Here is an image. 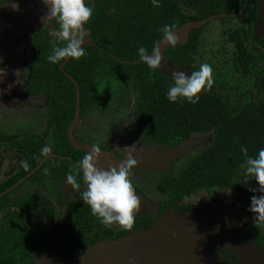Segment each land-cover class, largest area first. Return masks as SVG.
<instances>
[{
    "label": "trees",
    "instance_id": "trees-1",
    "mask_svg": "<svg viewBox=\"0 0 264 264\" xmlns=\"http://www.w3.org/2000/svg\"><path fill=\"white\" fill-rule=\"evenodd\" d=\"M245 2L159 0L160 7H154L152 0H95L93 7L86 2L94 12L85 25L93 44L84 46L86 54L79 60L69 58L55 64L47 59L53 52V41L57 46H64L65 42L58 41L49 29L37 30L29 39V86L33 91L49 97L48 126L53 129L56 139V150L42 165L43 171L56 166L59 161L78 163L86 153L76 149L68 136V128L76 111L77 94H80L83 115L105 101L107 93L114 92L123 78L135 77L138 90L135 128L140 136L173 147L197 133L213 135L206 149L192 153L179 175L165 173L159 180L158 188L169 195V199L164 201L165 205L172 208L175 200L202 189L211 192L236 186L247 205L251 204L252 196L264 194L251 190L259 188V184L254 177L242 171L247 158H255L264 148V94L259 96L258 90L255 101L248 98L247 92L236 95L241 80L254 78L255 85L264 76V68L258 65L264 57L261 51L264 49V37L256 39L262 49L257 46L250 48L247 44V40L256 38L260 0H248L241 14L244 18L241 26L221 25L222 38L216 48L203 49V30L209 21L200 28L192 29L186 43H178L166 50L167 59L179 67H190L194 71L199 70L203 63L212 66L214 90L204 91L198 103L192 104L185 99L170 102L166 93L174 83L173 77L158 69H150L142 61L137 62L140 58L138 48L144 47L148 53L152 52L164 37L163 26L172 25L174 29L187 21L201 20L213 14L237 13ZM227 18L233 17L219 19L224 21ZM53 22L59 29L55 18ZM212 56L222 62L215 63ZM105 71L108 75H103ZM29 146L37 147L31 169L45 158L41 150L47 144L41 141L36 145L31 139ZM242 146L247 147V156L241 152ZM55 153L59 156L55 157ZM60 155L74 156L75 159ZM41 172L34 174V178ZM3 200L0 199V203ZM66 202L69 203L71 224L67 229H62V234L57 232L51 235V242L58 251L64 252L67 246L77 247L80 251L78 254H81L95 240L106 237L117 239L128 233L124 229L119 232L103 231L86 241V230L101 225V219L92 215L90 206L81 198L66 199ZM143 223L148 226L152 219L148 217ZM41 225L35 223L31 231L26 226L16 231L13 229L15 223L0 229V264H34L35 249H49L44 243L45 234ZM135 225L133 229L137 228ZM262 231L253 221L250 239L264 248Z\"/></svg>",
    "mask_w": 264,
    "mask_h": 264
},
{
    "label": "flooded vegetation",
    "instance_id": "flooded-vegetation-1",
    "mask_svg": "<svg viewBox=\"0 0 264 264\" xmlns=\"http://www.w3.org/2000/svg\"><path fill=\"white\" fill-rule=\"evenodd\" d=\"M261 1L263 0H260L258 19L262 16L264 12V4H262ZM17 2L19 3V8H20L19 11L13 10L12 7L8 4V0L2 2V4L0 5V14H2L4 17L5 14H9V12L11 11H13L12 14L15 15V17L9 18L10 23L9 25L7 24L8 32L6 34V37H9V39L6 38L7 42L2 40V38L0 40V68L5 69L6 73L13 72L12 75L10 76L6 74V76H4L3 79L0 78V112H1L0 119L4 118L3 114H6V111L8 109H12L14 107L15 109H17L15 115L23 116V115H28L29 113H35L36 115L40 116V118L46 119V125H45L46 128L42 132L41 131L35 132L37 130L30 129V131H27L25 133L0 134V199L4 198V200L0 203V229L7 227L9 224L15 223V226L13 228L14 230L18 231L22 226H26L28 228V231H31L32 225H35V223L42 224L41 226L45 234L43 237L44 243H46L49 246V249L45 251L43 249L36 248L35 254L33 255L34 264H81L80 260L84 256V252L88 248L85 251H83L81 254H78L80 251L77 247L67 246L64 252L58 251L54 246V244L51 242V235L56 234L57 232L62 234L61 232L62 229L63 228L67 229L68 224H71L69 203L66 202V199L79 200V198H81L80 193L87 187V185L84 184L83 182L82 173L77 175V182L80 183L81 186L80 190H73L71 186L67 183V176L70 173L76 175L74 169L77 163L75 161H71L69 163L68 162L64 163L59 161L56 164V166H51V168L50 167L47 168L49 169V173L47 175L44 173L42 169V165L49 157H52L54 151L56 150L55 148L56 139L54 137L53 129L49 128L48 126V117L50 111L49 97L44 93L33 91L29 86V74L31 73V67L28 66L27 64L28 60L31 58V47L29 45V39H31V37H33L36 31L39 29H49V32L52 35L53 32L58 29L54 26V22H53L54 18L47 20L45 22L47 23L46 24L47 26H44V22H41L40 25L35 26L34 19L31 20V22L24 21L26 16H29L30 14L32 16H35L36 12L37 15H39L40 12L43 13V15L45 14V12H48V6L43 3V0H28L27 4L23 6L20 4V2L22 1L17 0ZM86 2H89L90 5H92V7L95 4V0H86ZM7 11L8 13H5ZM42 17L43 16L41 15V18ZM1 18L3 19L2 16L0 17V20ZM4 23L6 24V22ZM86 32L87 34L85 36V41L88 43L85 45L93 44L89 31L86 30ZM14 40H17L18 46H16V44L14 45ZM1 47H4V50H2ZM139 59L137 60V62L142 61V60L139 61ZM18 70L20 72L19 77L22 80L21 83L23 86L21 85V83L14 80V76L16 75V72ZM105 74H107L106 71L103 73V75ZM128 81L134 83L133 88L135 92H137L138 94V90L135 88L136 87L135 77H128V78L125 77L122 79L118 87L115 88L114 92L107 93V97L105 101L101 102L97 108H92L89 111H85L83 115H81V108H80V118H83L89 112H93L97 110L101 111L105 107L111 109L120 108L122 102L120 101V99L122 98L123 95L122 90L124 91ZM18 87H20L22 90L21 91L18 90L17 89ZM8 89L9 92L7 93L6 90ZM136 104H137V99H136ZM37 106L38 108H42V109L44 106H46L47 107L46 115L43 114L44 111L42 112L40 110H34V109L30 110L32 107H37ZM103 117L104 116L99 117L100 118V123L98 124L99 130L96 133L94 132L95 133L94 136L96 135L97 137H99V140L97 142L92 141L91 146L93 144H98L102 152H109L113 154V156H111L112 159L115 158L118 160L120 158L126 157V152L118 153L110 146L109 143L103 141L106 140V138L110 140L112 138L111 132L113 131L112 129L113 126L108 120H107L108 122L104 126H101V123L104 119ZM135 121H136V113L134 111L133 130L135 134H137V136L141 140L149 143H153L154 145L159 147L158 150H161L162 149L161 147H163L164 144L148 140L146 137H142L137 133L135 128ZM68 136H69V128H68ZM73 136L75 137V139L79 138L78 133L74 130H73ZM31 138L34 139L33 141L36 145H38L41 141H44L47 144V146L51 148V153L49 154L48 157H45L43 160L35 164L30 169L34 160V156L35 154H37L36 153L37 147L30 148L29 146ZM81 143L80 145L85 147V145ZM85 144L87 145L88 143ZM72 145L76 149L84 150L86 152L88 151L87 148H80L78 146H75L73 143ZM55 155H56L55 157L59 156L57 153H55ZM187 155L191 157V154H187ZM60 156L66 159L69 158L75 159L74 156L72 157L70 155L69 156L60 155ZM21 160H26L28 162L29 170L25 171V169L20 164ZM181 161L182 159L180 158L177 162H179L180 164ZM163 164L165 165V163H162V166ZM166 165H168V163H166ZM181 165L182 163L180 164V168L184 167V165L183 166ZM38 171H42V172L34 178V174H36ZM31 172L33 173L29 175ZM165 173L179 175L175 169L162 170L157 175L158 180L155 184V191H156L155 198L157 200V204H156L157 207L151 209L144 208L143 211L139 212L136 216L137 225H135V227L137 228L132 229V231H128L126 235L119 236L117 239H120L124 236H128L136 231L145 230L152 226H155L158 223V220L162 219V217L166 215L168 212H170L172 209L175 212L185 213L186 210L184 211V207L186 205L184 201L186 200L184 198L187 196L190 195L195 196L199 192L206 190L207 195L209 194L212 198L214 192L217 191V190H213L209 192L207 189H202L196 192H192L189 195L184 196V198L182 199L175 200L172 203V208H170L164 204V201H167L169 199V195L161 191L157 186V183ZM56 176L57 179L55 178ZM136 187L138 188V186ZM140 188L141 191H143V193L147 195V184L143 182V185L140 186ZM220 189H224V188H220ZM239 194L242 197V193ZM240 201L244 205H247L242 201V198L240 199ZM206 202L208 203L207 199ZM54 203L60 204L63 208L67 210V214L69 215V220H66L63 223L56 224V218L59 216L57 209L59 208L58 207L54 208ZM213 209H211L210 212ZM148 217L152 219V223L147 226L143 222L144 219ZM252 222L253 220L251 221V224ZM251 224L249 226V234H250ZM261 227L264 228V225L260 224L259 228ZM110 230L111 231L113 230L114 232H119L123 230V228H121L120 230H116L113 226L109 228L103 224L98 225L92 229L88 228V230H86L84 234L85 240L86 241L90 240L92 236L98 232H103V231L107 232ZM262 232H264V230ZM117 239H114L113 237L112 238L106 237L101 240H95L90 247L103 241L117 240ZM208 239L209 240L204 243L205 248L209 251L212 249L218 251L217 252L218 255L216 256L217 259L214 264H264L257 260H256L257 263L254 262L250 254L249 255L245 254L247 256V259H243V255L240 251L241 248L238 249H236L235 247L224 248L221 245H219L217 238L213 235H210ZM249 239H250V235H249ZM250 241L253 242L255 245H258L251 239ZM260 249L264 250L262 246H260ZM220 252L222 253V256H220ZM37 257L39 258L38 263L35 260ZM45 258H46V262L44 261Z\"/></svg>",
    "mask_w": 264,
    "mask_h": 264
},
{
    "label": "rangeland",
    "instance_id": "rangeland-1",
    "mask_svg": "<svg viewBox=\"0 0 264 264\" xmlns=\"http://www.w3.org/2000/svg\"><path fill=\"white\" fill-rule=\"evenodd\" d=\"M6 0H1L0 5L2 2ZM20 4L23 6L27 4L28 0H20ZM264 4V0L261 1ZM26 8V7H25ZM5 9V8H4ZM2 10V9H1ZM262 10V8H261ZM13 11L9 12V14H5V17L2 16L0 20V40H4L7 42L9 37H6L8 32V25H9V18L15 17L12 14ZM5 13H8L5 12ZM47 12H45L46 14ZM43 13H39V15L26 16L24 21L31 22L34 19L35 26H38L43 22L41 19V15ZM261 15V14H260ZM39 18V19H38ZM261 22L257 21L256 23V38L247 40V44L250 48H261L256 43V39L259 37H264V12L261 16ZM37 19V20H36ZM244 18L241 16H236L233 18H227L224 21H221L219 18L215 20H211L210 23L205 27L203 30V49L207 50L208 48H216L217 43L221 40L222 35L220 32L221 25L227 26H241L244 22ZM6 22V24L4 23ZM40 22V23H39ZM8 24V25H7ZM47 23H44V26ZM5 36V37H4ZM4 38V39H3ZM18 46L17 40H14V45ZM256 47V48H257ZM4 50V47H1ZM262 49V48H261ZM264 53V49L261 50ZM207 56L209 54L205 53ZM163 56L162 66L161 68H157L160 72L164 73L167 72V68L169 67L170 61L167 60L165 55ZM260 57H262L260 55ZM213 61L219 62L222 60L216 56H212ZM211 59V57H210ZM224 62V61H223ZM258 65L261 69L264 68V57L260 59ZM13 72L6 73L8 76L12 75ZM6 74L4 76H6ZM4 78V77H3ZM14 80L21 83V78L18 75L14 76ZM255 79L252 78L250 80L244 79L239 82L240 88L236 95L238 96L241 93L247 92L248 98H252L254 101L257 99L258 90H260V95L263 96L264 94V76L260 78L258 84L253 85ZM134 83L128 81L124 91L122 90V98L120 99L121 105L120 108L111 109V108H103V110H97L93 112L87 113L83 118H79L77 123L74 125V131L78 133L77 139L75 141L77 143L84 144L86 148L91 149V142H97L99 137L94 134L99 130L98 124L100 123L101 116H104L101 126H104L108 121L112 124L113 131L111 132L112 138L108 140L106 138V143H109L110 146L116 150L118 153L126 152V157L115 159L112 153L109 152H102L101 157L97 162V167L109 170L112 166L118 167L119 164L127 159L129 156L134 157L138 163L137 165L131 170V180H133V186L136 189L137 195L141 198V207L139 212H142L145 208H156L157 207V200L155 198L156 191H155V184L158 180L157 175L162 170H172L175 169L178 174L182 171L183 167L181 166L186 165L190 156L187 154L200 152L203 149H206L211 142L212 133H197L196 136L187 138L181 143L177 144L176 146H164L161 147V150H158L159 147L154 145L153 143H149L146 141L141 140L137 134H135L133 128L134 122V111L136 107V99H137V92H135L133 85ZM22 85V83H21ZM23 86V85H22ZM137 87V86H136ZM135 87V88H136ZM214 87H212L211 91H213ZM18 90H22L20 87L17 88ZM137 89V88H136ZM251 90V91H250ZM7 93L9 89L6 90ZM206 91V90H205ZM235 95V97H237ZM41 105V103H40ZM31 108V107H30ZM29 109V108H28ZM40 110L44 111L43 114L46 115L47 107L44 106L42 108L32 107L30 110ZM6 110V109H4ZM27 110V109H26ZM17 109L14 107L12 109H8L6 114L4 115L3 119H0V134H16V133H25L30 131V129L37 130L35 132H42L46 128V119L40 118V116L36 115L35 113H29L28 115H15ZM1 113V112H0ZM22 113V111H21ZM108 120V121H107ZM109 126V125H108ZM29 129V130H28ZM95 132V133H94ZM34 140L33 138H31ZM85 143H88L87 145ZM186 157V158H183ZM181 158L182 161L179 164L177 162ZM178 159V160H177ZM177 162V163H176ZM162 163H165V165ZM168 163V165H166ZM245 167L242 168V171L245 172ZM143 182L147 184V195L141 191L140 186L143 185ZM138 186V188L136 187ZM149 193V194H148ZM209 197V198H208ZM154 198V199H153ZM241 195L236 191V186L232 188H224L214 192L213 197L208 194L206 190L199 192L198 194L190 195L185 197L184 201L185 207L184 211L186 212L184 216H191L192 221H195L196 224H192L191 226L184 223V221L178 216L173 215L174 213H170V220L168 227L166 228L168 231H171L174 235L177 232H181L184 234H199L200 236L204 235L205 232L207 235H213L217 238L219 245L224 248H232L235 247L236 249L241 248V253L243 255V259H247V255L250 254L252 260L254 262L260 261L264 263V250L260 249V246L255 245L249 239V226L251 221L253 220L255 213L249 211L250 205H244L240 199ZM183 199V200H184ZM208 200V203L206 202ZM187 202V203H186ZM206 202V204H205ZM58 207V214L59 216L56 218L57 223H63L66 220H69V215L67 214V210L63 208L60 204L54 203V208ZM214 208V209H213ZM213 209L211 212L210 210ZM175 212V211H171ZM209 213V214H208ZM58 219V220H57ZM60 221V222H59ZM161 222V220H159ZM158 222V223H159ZM116 230H120L121 227L117 224L112 225ZM260 226V225H259ZM262 228V227H261ZM183 229V230H182ZM264 230V228H262ZM189 234V235H190ZM198 235V236H199ZM219 237H218V236ZM207 250V249H206ZM210 255L215 254L218 255V251L215 249L207 250ZM256 254V255H255ZM220 256L222 253L220 252ZM255 256V257H254ZM217 259V257H216ZM36 262L38 263L39 258L37 257ZM46 262V258L44 259ZM81 264H83V259L81 258ZM218 261V260H217ZM245 261V260H243ZM216 260L214 261V263ZM253 263V261H252ZM257 263V262H256Z\"/></svg>",
    "mask_w": 264,
    "mask_h": 264
},
{
    "label": "clouds",
    "instance_id": "clouds-1",
    "mask_svg": "<svg viewBox=\"0 0 264 264\" xmlns=\"http://www.w3.org/2000/svg\"><path fill=\"white\" fill-rule=\"evenodd\" d=\"M48 6V12L41 19L45 23L47 20L55 18L59 29L53 32L58 41L65 42L64 46H57L53 41V52L47 59L51 63H58L69 58L79 60L85 56V36L87 34L85 25L93 17V9L88 6L86 0H43ZM154 7H160L159 0H152ZM8 4L13 10L19 11L17 0H8ZM172 25H165L162 28L164 38L172 46L178 42V37L173 31ZM138 54L144 64L150 69L161 68L163 56L159 47H154L151 54L144 47L138 48ZM213 68L208 63L199 66V70L191 71L188 75L185 71L175 70L172 73L174 83L168 89L166 95L170 102H177L185 99L187 102L196 104L200 100L201 94L211 91L214 81ZM6 74L5 69L0 68V78ZM16 75H20L19 70ZM241 152L245 156L248 154L247 147H241ZM51 148L45 146L41 150V155L48 157ZM102 155V150L98 144H93L83 158L76 164V175L69 174L67 183L73 190H80V183L77 182V175L82 173V179L87 187L80 193L81 199L90 206L91 213L101 219V223L106 227L113 224L119 225L125 231H132L136 216L141 207V198L137 195L136 189L131 180V170L138 161L129 156L123 160L118 167L112 166L109 170L97 167V162ZM25 171L29 170L26 160L20 161ZM244 167V165H242ZM47 175L49 169L45 168ZM245 174L254 177L259 188L252 191L264 193V148H261L258 155L248 157L246 161ZM249 211L255 213L254 224L259 227L264 223V194L251 197Z\"/></svg>",
    "mask_w": 264,
    "mask_h": 264
},
{
    "label": "water",
    "instance_id": "water-1",
    "mask_svg": "<svg viewBox=\"0 0 264 264\" xmlns=\"http://www.w3.org/2000/svg\"><path fill=\"white\" fill-rule=\"evenodd\" d=\"M247 2L248 0H246L242 9L237 13H217L201 20L187 21L183 25L175 27L173 31L178 37V42L176 44L186 43L192 29L200 28L211 20L221 17L240 16ZM261 19L260 17V22ZM87 43L88 42L85 41V44ZM170 46L172 45L163 37L158 41L155 47H159L161 54L165 55L166 50ZM151 53L152 52L148 54ZM140 60L141 58L139 61ZM175 70L185 71L188 75H190L192 71L190 67H179L174 61H171L167 68V72H164V74L172 77V73ZM80 108V94L78 93L74 119L69 127V137L75 146L86 148L77 143L73 136L74 125L80 118ZM32 173L33 172L29 175ZM170 213L178 215L184 223L189 226L196 224L195 221H192L190 215L185 217L181 212L170 211L160 219L161 222L158 220L159 223L155 226L136 231L117 240H107L89 247L82 257L83 264H214L217 255H210L204 246V243L209 240L208 237L210 235H207L206 232L202 236L199 234L198 236L197 233L190 234L189 232H187V235L184 234L185 232H177V234L174 235L171 231L166 229L171 222L170 219L172 217L169 216Z\"/></svg>",
    "mask_w": 264,
    "mask_h": 264
}]
</instances>
